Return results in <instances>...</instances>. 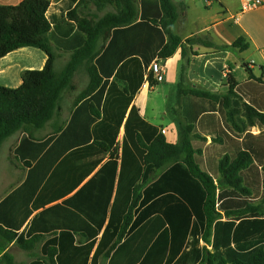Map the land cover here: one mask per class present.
I'll return each instance as SVG.
<instances>
[{
  "label": "trees",
  "instance_id": "obj_1",
  "mask_svg": "<svg viewBox=\"0 0 264 264\" xmlns=\"http://www.w3.org/2000/svg\"><path fill=\"white\" fill-rule=\"evenodd\" d=\"M108 3L117 13L99 21L78 13ZM51 5H0V60L26 47L48 57L42 69L23 72L18 88L0 85V148L22 133L14 154L29 169L0 203V254L12 242L31 251L59 231L42 247L55 264H264V81L251 73L247 82L228 79L220 95L184 89L182 77L185 123L171 144L133 105L146 75L151 88L159 85L148 67L180 47L183 56L186 46L228 47L198 36L184 44L173 31V0H66L62 12ZM54 47L73 53L60 74ZM249 47L243 38L232 45ZM84 62L90 82L70 120L38 139ZM0 264L16 263L7 252Z\"/></svg>",
  "mask_w": 264,
  "mask_h": 264
},
{
  "label": "crops",
  "instance_id": "obj_2",
  "mask_svg": "<svg viewBox=\"0 0 264 264\" xmlns=\"http://www.w3.org/2000/svg\"><path fill=\"white\" fill-rule=\"evenodd\" d=\"M23 0H0V5L16 6ZM52 3L51 11L62 12L63 4L66 0H49ZM179 8L180 17L173 27L174 33L179 36L183 43L191 37L198 36L203 39L210 40L215 46L228 47L225 50H215L214 48L207 47L205 45H196L193 47L186 46V56L182 54V47H180L176 53L165 62L157 61L163 67V72L158 76L159 83L164 82L173 87L170 96L172 97L170 112L173 114V121L168 126H160L151 121L146 115V108L149 101L151 92H154L155 88H151L147 80L145 81L133 101V105L137 107L140 114L146 118L150 123L158 126L167 142L171 144H177L179 142V126L185 123L182 116V108L179 106V83L182 77L184 78V89L192 88L208 91L213 94H226L228 92V79L236 80L239 83L247 82L250 79V73L257 79L264 81V0L263 5L255 10L243 12L241 0H173ZM80 15V11L78 10ZM116 13V12H115ZM239 38L245 39L250 47L247 51H240L239 49L232 48V45ZM107 43L103 45V49L106 48ZM57 52V59L65 54L68 60H71L73 53L54 47ZM245 59L244 54L249 53ZM258 55L261 60L259 67L255 62L249 63L247 60L249 56ZM70 58V59H69ZM47 55L40 49L26 47L14 51L0 60V85L9 88H18L22 84V74L26 70H40L47 62ZM57 62V60H56ZM55 62V65H56ZM143 66H144V61ZM155 62V61H154ZM240 67L245 70V73L238 75ZM87 70V69H85ZM248 70V71H247ZM150 71V66L147 72ZM146 72V73H147ZM74 77V81L75 78ZM87 85L90 79L88 76ZM114 75L110 78V81H115ZM105 80V79H104ZM117 84L123 89L126 83L122 80L117 81ZM75 85V84H74ZM85 87V88H86ZM76 88V87H75ZM82 89L83 90H85ZM78 94L63 96V102H69L68 116L63 121L58 123L60 126L65 125L70 120L73 111L75 110V103L82 92ZM73 93L76 90L71 91ZM65 97V98H64ZM65 100V101H64ZM62 102V103H63ZM177 110V113H176ZM180 110V111H179ZM168 112V110H167ZM56 120V118H55ZM51 121V124L56 125V121ZM255 133H258V128H253ZM124 129L122 128L119 136V141L122 140ZM52 133L47 134L44 138L50 136ZM17 137L12 140L10 145L13 146L12 154L16 162L21 166L23 178L16 185H11L10 188L4 193L0 194V203L5 200L16 188H18L27 178L29 169L24 166L15 158L14 150L20 144L23 137L22 133L15 134ZM13 135V136H15ZM12 136V137H13ZM11 137V138H12ZM37 137V136H36ZM9 138V139H11ZM38 138V137H37ZM43 138V139H44ZM199 141V140H197ZM210 141V138H208ZM17 165V167H19ZM162 170L156 171L149 179L148 183L154 182L161 174ZM7 184V183H6ZM5 185H0V193L5 188ZM61 202V201H58ZM52 203L46 208L53 206ZM43 209L35 211L32 216L38 214ZM29 221L25 223L20 233L27 230ZM59 234L58 232L48 233L41 237L36 243L33 250L28 251L20 248L12 242L7 249L0 254V258L5 253H10L16 264H30L34 261L40 260L47 264H55L52 259L43 252V244ZM78 241H83L84 238L76 236ZM2 239L0 238V242ZM211 249V245L209 246ZM18 252H13L15 250ZM21 256L22 260H19ZM101 264H105V259L100 260Z\"/></svg>",
  "mask_w": 264,
  "mask_h": 264
},
{
  "label": "rangeland",
  "instance_id": "obj_3",
  "mask_svg": "<svg viewBox=\"0 0 264 264\" xmlns=\"http://www.w3.org/2000/svg\"><path fill=\"white\" fill-rule=\"evenodd\" d=\"M80 11V16L82 17H88L89 19L93 21H99L102 18H104L108 13H117V7L115 4H106L101 7H98L94 4H90L88 6H80L78 8ZM106 41H104L105 43ZM103 43V45H104ZM103 47V46H102ZM57 53V52H56ZM250 54L245 53V59L247 56ZM70 59V58H69ZM70 60H68L65 56V54H62L59 59H57L56 65H55V72L57 74H60L63 72L67 64L69 63ZM249 63L255 62L256 66L259 67V65L262 63L258 55H253L249 56L248 60ZM89 62H84L79 70L76 72L77 76L75 78L74 84H75V90L76 92L73 93L71 91H67L64 96L68 93L69 95H74L78 94L82 89L86 87L87 83V78L86 76L89 77L88 71L85 70L87 69ZM245 67H240L238 75L241 73H245V70L242 69ZM248 71V70H247ZM173 87L168 86L164 80H162L157 87H155L154 92L150 93L149 96V101L148 105L146 108V115L147 117L155 122L157 125L160 126H168L170 122L173 121V114L170 112L171 109V103H172V97L170 96L172 92ZM65 98V97H64ZM65 101V100H64ZM63 102V100H62ZM70 103L68 102H63L61 104V111L59 115L56 117V123L63 122L67 116H68V108H69ZM179 106L181 107L182 104L179 100ZM168 110V112H167ZM180 111V110H179ZM177 113V110H176ZM54 130L53 125L51 122L44 128L39 131L35 132V135L38 137V139H43L44 136L47 134L52 133ZM17 136H13L11 139H8L5 141V143L2 145L0 148V185H5V188L1 191L0 194L4 193L7 191L11 185H16L19 183V181L23 178V173L24 171L22 170L21 166L16 162V160L13 157L12 154V149L13 146L10 145L12 140L16 138ZM180 139V136H179ZM10 142V143H9ZM19 165V167H17ZM19 249L13 251V252H18ZM19 260H22L21 256H19Z\"/></svg>",
  "mask_w": 264,
  "mask_h": 264
},
{
  "label": "built area",
  "instance_id": "obj_4",
  "mask_svg": "<svg viewBox=\"0 0 264 264\" xmlns=\"http://www.w3.org/2000/svg\"><path fill=\"white\" fill-rule=\"evenodd\" d=\"M241 3L243 12L255 10L263 5L262 0H241ZM150 70L153 71L156 77H158L163 72V67L159 62H153L150 67Z\"/></svg>",
  "mask_w": 264,
  "mask_h": 264
}]
</instances>
